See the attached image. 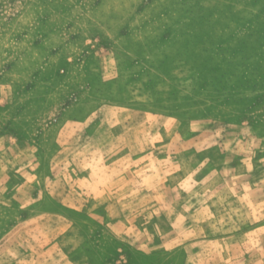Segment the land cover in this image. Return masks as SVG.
<instances>
[{
	"label": "rangeland",
	"instance_id": "374dc122",
	"mask_svg": "<svg viewBox=\"0 0 264 264\" xmlns=\"http://www.w3.org/2000/svg\"><path fill=\"white\" fill-rule=\"evenodd\" d=\"M3 133L10 183L107 189L5 200L0 256L264 264V0H0Z\"/></svg>",
	"mask_w": 264,
	"mask_h": 264
},
{
	"label": "crops",
	"instance_id": "0c3cea01",
	"mask_svg": "<svg viewBox=\"0 0 264 264\" xmlns=\"http://www.w3.org/2000/svg\"><path fill=\"white\" fill-rule=\"evenodd\" d=\"M35 124H37L35 122ZM8 137H11L9 133H3L0 135V190L2 189H13V193L11 195V199L9 198H1L3 199V201L0 199V204H8L6 201L8 202H12L13 204V201L11 200H14L16 202V204L18 205H21V206H27V205H30V203L36 201V197L39 195V191H43V190H53V191H57V190H64V191H72V190H75L76 188H82V189H91V188H95V189H98V190H101V189H107V186L105 184H100V185H97V186H93V185H83V187H76L77 183L78 184H84L82 183V179H85V180H89V176L88 174H83L82 176H79L75 181V183H71V182H68L67 184L64 183L63 181H57V180H50V182H42V181H30V180H23L22 182H20L19 184L17 185H14L13 183H10L8 181V177L10 175V171H11V167L8 166V163L5 162V158L7 157V151H5L4 149V143H6ZM27 156V154H26ZM36 171L33 175L37 178L38 177V174L40 173V171L36 168ZM43 174L40 175V177L42 176ZM81 177V178H80ZM121 177V175H120ZM75 179V177H74ZM84 180V181H85ZM117 182H120V184H122V178H120L119 181ZM117 182H116V185H115V188H118V185H117ZM71 193V192H69ZM67 196L69 197V194H67ZM0 197H2L0 195ZM20 223L23 224H26L27 226L31 223H34V222H37L39 221V217L38 216H33V215H24V216H21L20 218ZM17 227L16 229L10 232H8V234H6L4 236V239H8V240H11V235L12 233L15 234H21V231L19 228V226H15ZM28 237L26 238V240L24 242H20L21 240H18V244H12L13 246H10V247H6V245L4 246L3 248V252H2V256H0V264H14V262L10 263L9 262V258H10V255H11V252L12 251H24V254L27 255L29 261L27 262L28 264H43L44 262H48L49 258L51 257H45L43 259V254L46 256V254L50 253V250H52L51 248V244H47V245H42L41 246H37V242L35 241L36 237L35 235H32V233H27ZM60 235L61 238H65V237H70L69 235H71V232H60ZM20 236V235H19ZM74 236V234H73ZM14 237V236H13ZM71 238V237H70ZM26 242H27V246H26ZM6 243V241H5ZM19 245V246H18ZM25 245V246H24ZM62 247H58L56 249V251H54V255H55V258L56 260L58 261V264H74V262H72V260L68 257H61V254H64V252L66 251L65 249V246L61 245ZM20 248H24V249H20ZM69 249H71L69 247ZM59 256V257H57ZM53 257V256H52ZM20 262V261H19Z\"/></svg>",
	"mask_w": 264,
	"mask_h": 264
}]
</instances>
